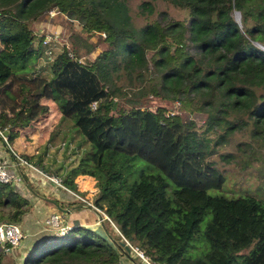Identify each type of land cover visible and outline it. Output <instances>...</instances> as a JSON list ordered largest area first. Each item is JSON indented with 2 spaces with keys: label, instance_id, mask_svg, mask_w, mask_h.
Listing matches in <instances>:
<instances>
[{
  "label": "trees",
  "instance_id": "16d2710c",
  "mask_svg": "<svg viewBox=\"0 0 264 264\" xmlns=\"http://www.w3.org/2000/svg\"><path fill=\"white\" fill-rule=\"evenodd\" d=\"M129 1L0 0V128L11 144L47 115L46 101L56 103L90 145L60 181L109 217L102 231L76 226L38 242L20 264H121L123 237L160 264H264V201L207 193L225 182L207 161L212 140L228 144L247 131L264 143V51L254 45L264 46V0H162L184 20L155 14V0H145L144 25ZM55 8L71 36L48 76L36 77L48 43L41 25ZM94 33L105 50L96 51ZM150 97L164 104L146 109ZM171 104L200 120L201 131L178 113L166 116ZM25 158L60 177L41 158ZM79 177L97 189L93 199L79 193ZM31 211L17 185L0 183V222L21 227ZM9 254L0 249V264Z\"/></svg>",
  "mask_w": 264,
  "mask_h": 264
},
{
  "label": "rangeland",
  "instance_id": "374dc122",
  "mask_svg": "<svg viewBox=\"0 0 264 264\" xmlns=\"http://www.w3.org/2000/svg\"><path fill=\"white\" fill-rule=\"evenodd\" d=\"M143 1L145 0L129 1L132 17L137 25H144L147 22V19L140 16L139 13V6ZM155 2L157 5L155 14H159L160 12L166 10L168 11V14L174 18L182 20L186 19L187 15L184 11H178L172 7L169 8L168 5L162 0H155ZM53 10H55L54 12L56 14L52 13L51 15L54 17H48L41 25L43 35L49 38V40L48 43L44 44V52L42 50L40 56L35 61V64H33V69L35 72L32 74L36 77L45 78L48 76V62L52 61L56 55L62 51V47L67 44V41L71 36V32L68 29V24L70 23L63 17L58 18V8ZM237 21H239L238 14ZM58 25H60V27ZM74 28L78 32L81 29L77 24L74 25ZM54 40H58V42L52 44L50 41ZM90 41L94 44H98V48L96 50L97 52L106 49V44L99 42V34L94 33ZM48 45L52 46L53 48V53L51 54L47 50ZM254 45H256L258 48L262 47L257 43H254ZM68 53L70 55L73 54L71 49H68ZM45 103L48 106L47 115L35 123L31 129L19 131L20 135L15 140V143L10 144V148L23 158L27 156L35 157L36 159L41 158L43 163L48 165L51 171L60 174V177L57 178L61 180V178H65L64 176H66L68 171L80 163L84 152L90 149V145L86 143L83 136L73 126L72 121L61 119V112L56 103L52 101H46ZM162 104L164 103L161 100L153 97L143 101L145 108L153 111H156L157 108ZM166 109V115L172 110L176 114H180L181 119L186 124H189L191 120L194 121L193 123L195 125V129L198 132L201 131V129L198 128L202 125L200 120L193 118L192 116L185 115L184 112L181 113V111H178L177 104H171L167 106ZM210 138L214 139L215 136H211ZM0 142L3 143L1 140ZM4 145L7 146L6 144ZM10 148L7 146L8 150ZM210 148L212 149V152L211 155L208 156L207 161L212 162L214 166L218 168V170L223 174L225 182L222 188L219 190H208L207 193L209 195H223L227 198L252 196L264 201V143L256 142L250 138L247 131H241L236 132L232 141L228 144L215 146L212 140L210 143ZM10 157L13 158V155ZM12 160L15 164L14 159ZM22 169L25 170L26 168ZM20 175L22 180H24L22 174ZM80 180H83L85 183L83 184V182ZM77 181L79 193L86 197V199H93L95 196L94 191L97 190L95 187H93V184L87 179L84 180L82 177L77 178ZM64 189L65 188H63V190ZM64 191L68 195H72L75 200L77 199V197L67 189ZM76 202L78 203L79 201L76 200ZM210 219L211 214L207 213L201 222L202 229ZM55 237L56 235L53 234L52 237L45 239L40 243L42 244L46 241H51ZM197 241H200L197 246V251L202 252L204 248L201 247V245L206 246V241L202 237H200ZM38 246L34 245V247L29 249V251L34 250V248ZM0 249L2 248L0 247ZM15 249L8 253L13 252ZM132 254L133 258L138 260L137 256L134 253ZM21 261L22 260L18 259V257L15 255L9 254L5 255L2 264H18V262L20 264ZM122 264H130V262L125 260Z\"/></svg>",
  "mask_w": 264,
  "mask_h": 264
},
{
  "label": "crops",
  "instance_id": "0c3cea01",
  "mask_svg": "<svg viewBox=\"0 0 264 264\" xmlns=\"http://www.w3.org/2000/svg\"><path fill=\"white\" fill-rule=\"evenodd\" d=\"M58 26L60 27V25ZM9 150L0 142V160L14 173L17 168L14 167L13 158L10 157L12 156L10 154L11 149ZM25 170L21 169L20 171L27 180L24 178V180L15 183V185L31 201L32 211L24 218V224L21 227L26 238L18 248L11 252V255H15L23 261L29 249L37 245L38 242L52 236L53 233L47 231L45 221L53 213H58L66 224H71L74 227L86 226L102 231L103 220L96 210L87 205L79 204V202L77 203L72 195L71 198L64 191L65 189L63 190L65 186L62 183L58 185L54 180L47 178V176L57 177L50 176L45 172L43 174L42 171ZM17 173L20 174L19 171ZM125 260L129 261L130 264H140V260H135L132 253L125 255L121 264Z\"/></svg>",
  "mask_w": 264,
  "mask_h": 264
},
{
  "label": "built area",
  "instance_id": "2783aa9c",
  "mask_svg": "<svg viewBox=\"0 0 264 264\" xmlns=\"http://www.w3.org/2000/svg\"><path fill=\"white\" fill-rule=\"evenodd\" d=\"M54 11L55 10L50 11L49 18L54 17L53 15H51L52 13H55ZM47 40H49V38H47ZM263 47L264 46L259 47V49L264 51ZM174 115H176V113L171 110L168 112L166 116H174ZM0 140L3 141V143L10 148L8 135L2 128H0ZM11 154L13 155V159L15 161L14 167L17 168V171H19L20 174H21L20 170L22 168L41 172L40 169H38L36 166L28 162L25 158L21 157L12 149H11ZM17 171L12 173V171L0 160V183L15 184L21 182L22 181L21 175L18 174ZM47 178H50L54 180L58 185H61L60 180H58L57 178L48 177V176ZM65 189H67L69 192L75 195L77 199L83 201L88 207L97 210L101 214V219L102 217L105 219H109L106 213L98 209L93 203L83 199L82 197L72 192L68 188ZM45 224L47 231L52 232L56 236H65L74 229V226L71 224H66L58 213H53L50 216H48V218L45 221ZM25 237L26 235L19 225L13 223L0 222V247L4 251L10 252L13 249L19 247L23 242V240L25 239ZM123 241H124V246L128 247L131 250V253H134L138 257V259L140 260V264H160L158 262H153L147 255H145V253L140 248V245L138 243L134 241H130L124 237H123Z\"/></svg>",
  "mask_w": 264,
  "mask_h": 264
},
{
  "label": "water",
  "instance_id": "95a60500",
  "mask_svg": "<svg viewBox=\"0 0 264 264\" xmlns=\"http://www.w3.org/2000/svg\"><path fill=\"white\" fill-rule=\"evenodd\" d=\"M6 134L8 135V132L6 131ZM42 172H43V170L42 169H40ZM44 173V172H43ZM97 211V210H96ZM98 212V211H97ZM99 213V212H98ZM99 215L101 216V214L99 213ZM123 246V249L126 251V253L127 254H130L131 253V250L128 248V247H126V246H124V245H122Z\"/></svg>",
  "mask_w": 264,
  "mask_h": 264
}]
</instances>
